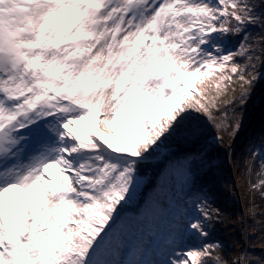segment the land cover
<instances>
[{
  "label": "snow or ice",
  "instance_id": "6c2138e0",
  "mask_svg": "<svg viewBox=\"0 0 264 264\" xmlns=\"http://www.w3.org/2000/svg\"><path fill=\"white\" fill-rule=\"evenodd\" d=\"M261 46L264 0H0V264H264V136L230 245L175 147L204 117L231 159Z\"/></svg>",
  "mask_w": 264,
  "mask_h": 264
},
{
  "label": "trees",
  "instance_id": "16d2710c",
  "mask_svg": "<svg viewBox=\"0 0 264 264\" xmlns=\"http://www.w3.org/2000/svg\"><path fill=\"white\" fill-rule=\"evenodd\" d=\"M261 47L264 48V46ZM260 70L264 72V68ZM260 93L264 94V78L259 79L255 84L254 91L246 106L243 109H237L243 113L241 133L245 130L246 132L245 138L237 146L233 147L231 159H229L227 148L218 144L214 139L217 135L223 136L224 145H227L229 137L224 132H218L216 126L204 117H201L198 122L201 125L203 134L196 143L178 142L175 144L176 150H178L177 153L194 150L201 151L202 159H198L194 165L195 187L207 192L213 206L219 209V221L215 223L212 234L216 235V238L223 241L225 245H230L233 239L240 238L239 226L241 218L246 223H252L247 216L243 217L242 214L243 211L246 213L252 207V203L256 205L258 218L264 221V199L260 198L258 192L252 198L249 183H257L262 178L257 175L260 164L258 160L252 159L250 153L246 152L249 141L254 140L259 143L261 137L264 136V108L258 112L253 124L247 129L251 120L248 115L249 108ZM233 95H239L238 84L236 92L233 93L229 90L223 100L227 101ZM246 161H251L250 171ZM229 164L232 165L237 179L242 204L237 195L234 198L231 197L232 190H235V184L231 180ZM163 167L164 162L161 161L160 163L149 165L147 171L149 175H155ZM250 198H252V203H250ZM242 205L243 207H241Z\"/></svg>",
  "mask_w": 264,
  "mask_h": 264
},
{
  "label": "rangeland",
  "instance_id": "374dc122",
  "mask_svg": "<svg viewBox=\"0 0 264 264\" xmlns=\"http://www.w3.org/2000/svg\"><path fill=\"white\" fill-rule=\"evenodd\" d=\"M185 78L190 79V78H188V77H185ZM252 103H253V104L251 105V107L249 108V111H248L249 119L251 118V120H250V122H249V126L247 127V129L253 124L255 118H256L257 115H258V112L264 108V94L260 93V94H259V95L253 100ZM245 132H246V130H245L244 132H242V133L238 136V138L233 142V147L237 146V145L239 144V142L242 141V140L245 138ZM232 179H233V178H232ZM235 180L237 181L236 177H235ZM231 193H232V196H231V197L234 198V197H235V194H234L233 190H232ZM18 195L23 196L25 199L31 201V194H30V193L27 194V195H25V194H22V192H19V191H18ZM24 195H25V196H24ZM239 200H240V199H239ZM240 203L242 204V201H241V200H240ZM241 207H243V205H242ZM243 212H244V211H243ZM212 236H213L214 239H217V238H216V235H213V234H212Z\"/></svg>",
  "mask_w": 264,
  "mask_h": 264
},
{
  "label": "bare ground",
  "instance_id": "6f19581e",
  "mask_svg": "<svg viewBox=\"0 0 264 264\" xmlns=\"http://www.w3.org/2000/svg\"><path fill=\"white\" fill-rule=\"evenodd\" d=\"M229 169H230V173H231V176H232V178H231V180L234 182V184H235V190H233V192H234V194L235 195H237L238 196V198H240L241 197V194H240V190H239V186H238V183H237V181L235 180V174H234V172H233V169H232V165L231 164H229ZM236 184H237V187H238V190H239V192H237L236 191ZM18 194V193H17ZM22 194H25V195H27V194H29V193H24V192H22ZM24 195V196H25ZM242 214H243V216L245 217V211L244 212H242Z\"/></svg>",
  "mask_w": 264,
  "mask_h": 264
},
{
  "label": "water",
  "instance_id": "95a60500",
  "mask_svg": "<svg viewBox=\"0 0 264 264\" xmlns=\"http://www.w3.org/2000/svg\"><path fill=\"white\" fill-rule=\"evenodd\" d=\"M236 191L239 192L237 184H236ZM241 200V197L239 198ZM243 209V208H242ZM244 217V216H243ZM244 220V219H243Z\"/></svg>",
  "mask_w": 264,
  "mask_h": 264
}]
</instances>
